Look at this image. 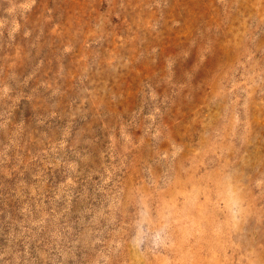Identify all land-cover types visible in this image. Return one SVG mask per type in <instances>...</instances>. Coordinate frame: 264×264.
<instances>
[{
	"label": "rangeland",
	"instance_id": "obj_1",
	"mask_svg": "<svg viewBox=\"0 0 264 264\" xmlns=\"http://www.w3.org/2000/svg\"><path fill=\"white\" fill-rule=\"evenodd\" d=\"M0 264H264V0H0Z\"/></svg>",
	"mask_w": 264,
	"mask_h": 264
}]
</instances>
